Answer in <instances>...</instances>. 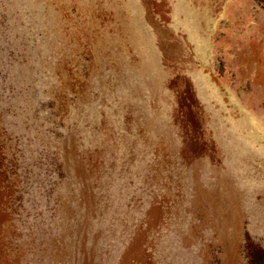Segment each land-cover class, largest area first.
<instances>
[{"label": "rangeland", "instance_id": "1", "mask_svg": "<svg viewBox=\"0 0 264 264\" xmlns=\"http://www.w3.org/2000/svg\"><path fill=\"white\" fill-rule=\"evenodd\" d=\"M0 264H264V0H0Z\"/></svg>", "mask_w": 264, "mask_h": 264}]
</instances>
